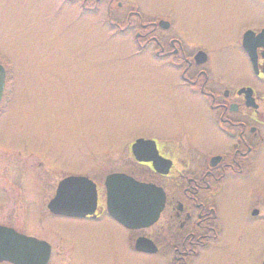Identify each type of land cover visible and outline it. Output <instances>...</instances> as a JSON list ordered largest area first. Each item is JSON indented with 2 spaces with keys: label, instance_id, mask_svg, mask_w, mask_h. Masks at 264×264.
Here are the masks:
<instances>
[{
  "label": "rangeland",
  "instance_id": "obj_1",
  "mask_svg": "<svg viewBox=\"0 0 264 264\" xmlns=\"http://www.w3.org/2000/svg\"><path fill=\"white\" fill-rule=\"evenodd\" d=\"M156 19L171 24L159 37L212 53L223 66L225 44L264 22V0H0V62L8 67L0 186L12 184L7 196L0 194V208L13 201L0 209V224L45 240L66 230L89 232L94 237L85 243L84 262L108 264L118 255L116 263L127 257V264H157L156 257L116 248L111 236L119 231L110 220L73 224L45 215L48 172L53 186L67 174L89 176L105 196L109 173L132 170L128 147L138 136L161 138L177 124L190 128L196 109L168 88L165 72L152 56H140L136 44L139 23ZM257 167L263 189L264 162ZM227 187L220 198L226 233L210 250V264H260L264 222L247 220L241 182L230 180Z\"/></svg>",
  "mask_w": 264,
  "mask_h": 264
},
{
  "label": "flooded vegetation",
  "instance_id": "obj_2",
  "mask_svg": "<svg viewBox=\"0 0 264 264\" xmlns=\"http://www.w3.org/2000/svg\"><path fill=\"white\" fill-rule=\"evenodd\" d=\"M157 22L140 23L141 34L136 37L137 47L142 53L140 56H152L165 72L164 82L168 88L177 89L175 94L179 92L183 103L194 107L198 116L195 113L193 120H196L191 121L189 129H182L177 124L161 138L138 136L128 147L132 170L110 174H125L138 182L160 188L165 202L158 221L142 230L125 228L109 215L102 187L89 176L96 183L99 195L94 215L74 219L55 215L49 208H46L45 215L73 224L110 220L119 231V235L111 236L116 248L124 245L128 247L129 255L156 257L157 264H210V250L220 244L226 233L220 198L229 192L227 185L230 180L241 182L242 192L249 199L245 205L247 220L252 225L264 222V198H260L264 195V185L260 189L256 182V179L261 181L257 165L264 162V36L261 37L264 22L254 24L237 39L225 44L228 54L223 66L215 63L212 53L209 55L202 49L190 52L177 38L159 37V34H164ZM248 31L253 35L245 39ZM201 51L207 55L203 63L196 60ZM170 73L174 75L173 79L169 77ZM140 138L156 143L162 160L159 171L152 162H139L134 157L132 145ZM32 178L35 180L33 175ZM58 183L52 185L51 173L48 172V205ZM6 185L0 186V194L5 196L12 187V184ZM33 200L35 202L36 199ZM12 205V200L6 201L0 209ZM0 225L38 238L33 232L9 222ZM89 237L91 239L94 235L66 230L42 239L51 248L48 264H97L84 262L89 256L86 250L90 247L85 244ZM139 238L151 240L156 252L137 251L135 244ZM91 250H96L94 244ZM117 257L108 264H127V257L116 263Z\"/></svg>",
  "mask_w": 264,
  "mask_h": 264
},
{
  "label": "water",
  "instance_id": "obj_3",
  "mask_svg": "<svg viewBox=\"0 0 264 264\" xmlns=\"http://www.w3.org/2000/svg\"><path fill=\"white\" fill-rule=\"evenodd\" d=\"M159 26L164 30L170 28V24L166 21L159 22ZM251 35L253 33L248 31L245 39ZM206 57L205 53L199 52L196 60L203 63ZM5 78L6 71L0 65V104ZM132 152L137 161L152 162L156 171L160 170L159 164L162 160L154 141L138 139L132 145ZM105 188L110 216L127 229L150 228L158 221L164 207L165 195L157 186L138 182L125 174H111L106 178ZM97 200L96 185L91 180L86 177H68L59 183L56 195L49 203V209L56 215L84 218L95 212ZM135 248L144 253L156 252L153 242L145 238H139ZM50 251L47 242L24 236L12 228L0 226V262L48 264Z\"/></svg>",
  "mask_w": 264,
  "mask_h": 264
}]
</instances>
